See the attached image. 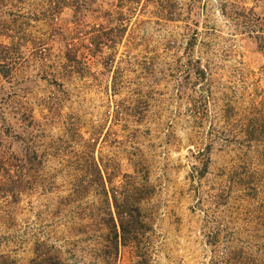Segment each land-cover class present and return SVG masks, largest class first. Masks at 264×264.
I'll return each instance as SVG.
<instances>
[{
    "label": "rangeland",
    "instance_id": "374dc122",
    "mask_svg": "<svg viewBox=\"0 0 264 264\" xmlns=\"http://www.w3.org/2000/svg\"><path fill=\"white\" fill-rule=\"evenodd\" d=\"M47 1L0 0V264H264V0Z\"/></svg>",
    "mask_w": 264,
    "mask_h": 264
},
{
    "label": "trees",
    "instance_id": "16d2710c",
    "mask_svg": "<svg viewBox=\"0 0 264 264\" xmlns=\"http://www.w3.org/2000/svg\"><path fill=\"white\" fill-rule=\"evenodd\" d=\"M78 1L70 0L69 5H71L74 9L78 10L82 6L81 4L78 3ZM63 4H67L66 0H48L47 2H45V5L43 7L44 9L42 10L45 14L51 15L57 12L63 6ZM135 190L136 188H134V191ZM113 199H114V195H113ZM131 207H132V210L137 214L138 213L137 205L135 203H132ZM115 208H117L116 203H115ZM116 215H117V221H118L117 223H118V227L120 231L119 237H121L122 239V236L124 235V232L126 231V228H127L126 224L131 223V225H133V220H130V221L125 220L124 217H122V214L120 212H117ZM129 232L132 236V239L134 240L136 238L135 230L132 229ZM116 237L118 236L115 235V240H116Z\"/></svg>",
    "mask_w": 264,
    "mask_h": 264
}]
</instances>
